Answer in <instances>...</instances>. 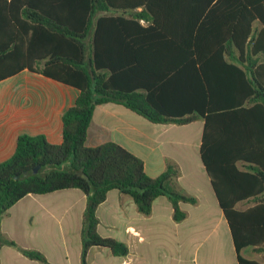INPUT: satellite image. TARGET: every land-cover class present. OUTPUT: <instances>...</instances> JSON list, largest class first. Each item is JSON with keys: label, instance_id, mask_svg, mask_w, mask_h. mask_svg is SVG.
Masks as SVG:
<instances>
[{"label": "trees", "instance_id": "16d2710c", "mask_svg": "<svg viewBox=\"0 0 264 264\" xmlns=\"http://www.w3.org/2000/svg\"><path fill=\"white\" fill-rule=\"evenodd\" d=\"M262 56L264 0H0V81L27 69L79 90L63 115L60 144L24 134L0 163V224L28 195L79 189L86 196L81 263L89 264L94 247L129 253L98 232L97 209L111 190L144 216L166 197L173 220L187 218L180 203L198 200L179 187L175 163L152 178L122 146L86 145L95 108L113 102L156 124L203 121L200 157L238 262L264 264L243 254L264 255ZM244 202L253 205L238 210ZM3 246L49 264L0 232Z\"/></svg>", "mask_w": 264, "mask_h": 264}, {"label": "crops", "instance_id": "0c3cea01", "mask_svg": "<svg viewBox=\"0 0 264 264\" xmlns=\"http://www.w3.org/2000/svg\"><path fill=\"white\" fill-rule=\"evenodd\" d=\"M78 96L76 88L27 69L1 80L0 163L12 157L24 134L42 135L49 143L60 144L63 115ZM203 126V121L152 123L113 102L95 108L87 146L114 142L140 158L152 178L165 171L167 161L175 163L180 169L179 187L198 203H180L187 218L177 223L166 197L157 198L151 215L144 216L130 197L111 190L97 209L98 232L126 244L129 253L114 256L109 249L94 247L89 251V264H239L229 225L201 161ZM252 205L240 203L237 209L244 211ZM85 208L86 196L79 189L28 195L2 217L0 232L22 248L42 251L49 264H82ZM243 254L264 262L262 254L251 249ZM0 264L43 263L3 246Z\"/></svg>", "mask_w": 264, "mask_h": 264}, {"label": "water", "instance_id": "95a60500", "mask_svg": "<svg viewBox=\"0 0 264 264\" xmlns=\"http://www.w3.org/2000/svg\"><path fill=\"white\" fill-rule=\"evenodd\" d=\"M29 175V172H25L24 173V176H28ZM83 177L85 176L84 174H81ZM20 178L19 175L15 176V179L18 180Z\"/></svg>", "mask_w": 264, "mask_h": 264}, {"label": "rangeland", "instance_id": "374dc122", "mask_svg": "<svg viewBox=\"0 0 264 264\" xmlns=\"http://www.w3.org/2000/svg\"><path fill=\"white\" fill-rule=\"evenodd\" d=\"M160 237H163V235H160ZM160 239H161V238H160ZM160 249H161V250H160V251H161V255H163V254H162V247H160ZM41 252H42V251H41ZM262 256H263V257H262V260L264 261V255H262Z\"/></svg>", "mask_w": 264, "mask_h": 264}]
</instances>
